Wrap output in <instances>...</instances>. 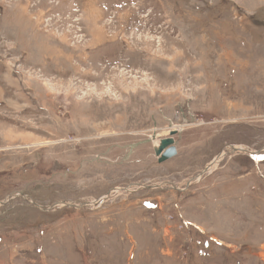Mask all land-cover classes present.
Returning a JSON list of instances; mask_svg holds the SVG:
<instances>
[{"label": "rangeland", "instance_id": "obj_1", "mask_svg": "<svg viewBox=\"0 0 264 264\" xmlns=\"http://www.w3.org/2000/svg\"><path fill=\"white\" fill-rule=\"evenodd\" d=\"M0 202V264H264V0H0Z\"/></svg>", "mask_w": 264, "mask_h": 264}, {"label": "water", "instance_id": "obj_2", "mask_svg": "<svg viewBox=\"0 0 264 264\" xmlns=\"http://www.w3.org/2000/svg\"><path fill=\"white\" fill-rule=\"evenodd\" d=\"M175 133L173 132L169 138L162 139L159 144L155 147L154 152L158 159V162L164 163L167 160L175 157L177 155V147L175 145L174 136ZM238 149H234V151H237ZM239 151H242L244 153H247L245 150L239 149ZM261 152L251 153L252 156H257ZM109 196V195H108ZM106 196V198L108 197ZM105 199V198H104ZM0 204H3V202H0ZM98 204V203H96Z\"/></svg>", "mask_w": 264, "mask_h": 264}, {"label": "bare ground", "instance_id": "obj_3", "mask_svg": "<svg viewBox=\"0 0 264 264\" xmlns=\"http://www.w3.org/2000/svg\"><path fill=\"white\" fill-rule=\"evenodd\" d=\"M223 156H224L223 154L220 155V156L215 160V162L213 163V165L217 164V163L221 160V158H222Z\"/></svg>", "mask_w": 264, "mask_h": 264}, {"label": "flooded vegetation", "instance_id": "obj_4", "mask_svg": "<svg viewBox=\"0 0 264 264\" xmlns=\"http://www.w3.org/2000/svg\"><path fill=\"white\" fill-rule=\"evenodd\" d=\"M98 205V204H97Z\"/></svg>", "mask_w": 264, "mask_h": 264}]
</instances>
